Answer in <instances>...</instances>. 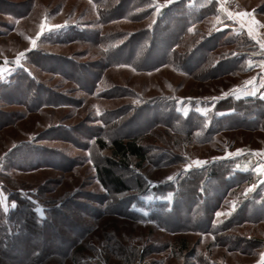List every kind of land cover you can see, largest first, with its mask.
<instances>
[{
  "label": "rangeland",
  "instance_id": "374dc122",
  "mask_svg": "<svg viewBox=\"0 0 264 264\" xmlns=\"http://www.w3.org/2000/svg\"><path fill=\"white\" fill-rule=\"evenodd\" d=\"M4 1L19 4L26 0H0ZM150 1L156 8L157 4H164V0ZM198 1L190 0L188 9L197 12L199 6L211 2L210 13L189 22L186 32L174 46V55L178 57L175 62L148 71L130 65L107 67L94 92L78 88L63 76L65 70L54 74L28 64L26 55L15 63L14 72L25 71L71 100L70 104L42 106L37 111H30L22 102L13 99L10 103L0 102L2 208L5 211L14 209V197H20L33 204L40 219L47 217L49 208L68 201L76 202L84 212L79 215L86 224L85 235L73 248L71 257L61 264H77L78 261L97 264H264V118L260 113L243 114L244 110L219 111L227 109L226 98H236L234 105L245 99L240 98L242 95L258 93L264 96V49L260 47L264 43V0ZM231 1L235 5H230ZM57 2L60 8L52 16L53 5ZM225 4L237 5L242 10L229 18ZM39 6L38 16L45 23L52 21L50 25H63L62 28L79 20L83 26L98 27L103 32L130 33L155 24L153 17H147L146 21L141 20L143 22L120 19L97 26L95 8L88 0H40ZM33 27V32H37L38 28ZM210 37L218 38V45L211 50V63L231 60L236 66L228 73L202 79L200 71L189 73L181 68L180 62L186 54L196 50L193 59L198 57L200 49L197 47ZM32 46V40L27 43L16 38L0 41V50L4 52L11 49L18 53ZM43 46L59 56L69 57L76 64H84L86 69L94 66L93 62L99 58L98 48L85 43ZM162 47L163 44L156 41L151 59L163 55ZM245 51L248 52L243 53ZM250 54L253 59L244 60L238 67L241 59ZM6 58L0 57V63L11 62ZM14 60L16 62L17 58ZM55 61L47 60L45 64L53 68L51 64ZM192 61L187 63L188 68ZM80 70L76 69L74 74L86 75ZM8 76L0 80L5 81ZM260 78L263 88L252 89L251 83ZM226 93L231 94L222 96ZM258 94L252 98L258 99ZM42 97L41 92H36L27 103ZM216 97L220 98L213 99ZM18 99L26 101L22 96ZM246 102L243 107L247 106ZM256 109L264 113V104ZM131 113L133 118L125 123ZM12 114L19 117L10 123ZM232 114L235 116L229 118ZM116 116L124 118V127L106 126L103 138L109 140L112 133L139 134V141L152 159V162L145 161L137 166L132 158L128 169L114 168L129 185L138 189L119 195L108 194L98 178L96 166L105 164L110 150L98 149L93 139L104 127L103 120ZM16 151L24 152L16 154ZM197 159L206 163L185 170L186 165ZM18 161L26 162L17 168ZM60 161L65 168L54 165ZM213 168H218L234 182L227 185L226 195L214 213V225L228 222L249 200V221L232 229L238 235L236 239L244 240L236 243L244 250L227 248L213 234L193 229L199 223L186 210L196 202V197L194 194L178 195L189 192L186 179H196L200 172L205 176L200 186L210 191L209 196L214 195L213 189L219 187V181L207 176ZM168 177L172 179L168 180ZM260 179L263 184L257 185L256 181ZM139 182L141 186L137 185ZM253 186V190L245 194V189ZM170 209L177 212L169 215ZM73 214L56 222L57 228L73 229L72 221L77 216Z\"/></svg>",
  "mask_w": 264,
  "mask_h": 264
},
{
  "label": "trees",
  "instance_id": "16d2710c",
  "mask_svg": "<svg viewBox=\"0 0 264 264\" xmlns=\"http://www.w3.org/2000/svg\"><path fill=\"white\" fill-rule=\"evenodd\" d=\"M91 1L97 7V18L94 21L97 26L106 25L120 19L141 21L149 17L154 11L150 0ZM195 2L199 1L195 0ZM189 3L190 0H177L165 6L155 16V24L152 27L142 28L130 33L124 31L109 33L101 31L98 27L84 26V28H78L72 25L62 32L48 37V42L60 44L79 42L97 47L99 50V58L93 62L94 66L91 65L95 70H90L89 68L91 67L86 69L84 64H76L67 56L50 54L41 49L31 51L26 55L28 64L54 74L63 73L61 70H65L67 72L63 76L74 82L78 88L86 92H94L97 81L103 70L107 67L130 65L137 70L148 71L158 66L171 63L178 59L177 55H174L175 52L173 49L186 32L189 22L194 19L199 20L212 7L211 2H209L208 5H203L201 8L199 6L196 12L188 9ZM30 10L31 0H26L19 4L6 1L0 2V11L15 17L26 15ZM217 40L218 38L210 37L201 41L199 44L200 48L197 47V49H200L198 57L193 59L194 53L197 50L186 54L184 56V58L186 57L185 59L181 58V68L192 74H198V71H200V77L202 79L212 78L217 75L220 76L233 71L236 65L231 60L211 63V50L218 45ZM156 41H160L163 44L162 48L164 53L158 58L151 59ZM191 59L193 60L192 66L188 68L187 63ZM47 60H56L51 64L53 68L47 67L45 64ZM56 68L60 70L58 71ZM76 69L85 71L86 75L83 76L82 73L75 75L74 72ZM70 72L73 74H70ZM36 92H41L43 97L38 101L27 103V100H30ZM18 96L24 97L26 101L18 99ZM12 99L15 102H22L30 111H37L42 106H59L71 103L70 98L66 95L55 92L54 89L44 85L41 81L35 80L34 77L29 76L25 71L14 72L5 81L0 80V102L10 103ZM246 101L250 103L247 104ZM244 102H246V107L242 106ZM235 103L234 105H230L226 102L225 108L231 109L234 112L236 110V112H239L238 110H244L242 112L243 114L258 115L260 113V117L264 118L263 110L256 109L261 104H264L259 98L254 99L249 97ZM12 116V119L8 120L10 123H13L19 117L18 114H12ZM133 116L132 113L128 114L125 123H129ZM233 116L235 114L228 117L232 118ZM103 121L105 124L104 127L99 133L97 132L94 135L93 139L98 149H109L110 156L104 159V165L96 166L98 178L108 194L119 195L133 190L138 191V189L129 185L121 174L116 173L114 168L128 169L131 165L132 158L136 160L135 165L137 166L145 161L152 162L150 152L139 141L141 138L139 134L129 133L116 135L112 133L113 135L110 134L109 140L103 138V130H105L104 128L106 126L113 127V125H118L117 127L119 128L124 127L123 117L116 116L112 119L106 118ZM18 151H16V154L24 152ZM14 158V161L17 163L16 156ZM25 162L20 161L17 168H20ZM54 165L65 168V164L61 161L60 164L54 163ZM198 174L196 179L193 177L186 179L189 192L178 194L180 197H184L187 194H190V196L194 194L196 197V202L186 210V213L191 215L192 218L194 217V220L199 223L197 224V228L195 226L193 229H198L201 233H211L215 238H218V242L221 245L238 250L241 247L236 243L240 239H236L238 235L232 229L243 221H249L250 218H247V212L250 210L247 204L249 200L245 201L246 203L238 209L236 215H232L228 222H224L221 225H214L212 223L214 213L219 208L222 198L226 195L227 185L233 184L234 182L229 177L226 178L227 176L221 171H218V168H213L207 176L210 178L213 177L214 181L218 180L219 187L215 190L213 189L214 195L209 196L208 193L210 191H205V188L200 186L204 182L205 176L201 172ZM137 185L141 186V183L139 182ZM205 185L206 183L203 186ZM106 198L107 196H104V199ZM14 201L16 202L15 208L8 211H5L0 204V264H61L64 260H68L73 254V248L83 238L87 229L83 217L79 215L84 213L79 208V205L72 201H68L67 203L62 202L59 207L54 206L49 208L47 217L40 219L31 202L20 197H14ZM170 210V212H167L169 215L177 212L176 209ZM122 213L124 212L122 211ZM68 214L77 215L76 219L71 220L73 222V229L67 228L66 230H59L55 225L56 222L60 223L61 219L63 217L67 218ZM241 241L244 240L241 239ZM241 250L244 249L241 248ZM77 264L97 263L78 261Z\"/></svg>",
  "mask_w": 264,
  "mask_h": 264
},
{
  "label": "crops",
  "instance_id": "0c3cea01",
  "mask_svg": "<svg viewBox=\"0 0 264 264\" xmlns=\"http://www.w3.org/2000/svg\"><path fill=\"white\" fill-rule=\"evenodd\" d=\"M39 1L40 0H31V10L28 14L26 15H22L20 17H15L11 14H8V13H4L2 11H0V15H1V19H0V39H7V41H10L11 39H17L20 40L21 42H29V37L32 38V40H36V44L35 46L31 47V50L34 51V50H37V49H41L43 51H46L50 54H54V55H57L56 53L54 52H50L48 51L45 46L43 45H61L60 43H54V42H48V37L50 35H54V34H58L60 32H62L63 29L69 27V26H77L78 28H84L83 26V23L82 21H79V20H76V21H72V22H69L65 28H62L60 27L59 29H53L52 31H47L45 30L41 36L39 37V39H36V34H33V33H38L41 31V24H45V25H50L52 24L53 22L52 21H46L47 23H45L43 21V18L39 17L38 15L40 14L38 11L40 10V6H39ZM92 5L93 7L95 8V17H97V7L96 5L91 1V0H88ZM177 0H174V2H176ZM7 2V1H6ZM9 3H13V2H9ZM151 5H155L152 4ZM170 5V4H169ZM168 6V5H167ZM44 7V6H43ZM154 7V13H152L148 18L150 17H153L155 19V15L157 14L156 11H157V8L156 6H153ZM60 8L59 7V2H57L56 4L53 5V8H52V12L54 11L53 15L54 16L55 14V10ZM162 8V7H161ZM160 8V9H161ZM34 16H37V18H35ZM53 18V17H52ZM131 21V20H129ZM143 21H146L143 20ZM143 21H131V22H143ZM2 26V27H1ZM33 26L37 27V32L35 30V32H33ZM6 37V38H5ZM3 39V40H4ZM3 40H0V41H3ZM47 41V42H46ZM46 43V44H45ZM218 51V50H217ZM22 52H25V51H19L18 53L14 52V51H11V49H9L8 52H4L2 49L0 50V57H7L6 59H11V62L7 63V62H3V63H0V71H2V74H0V79L2 77H6L7 75H10L14 72V68H16V62L14 59H16L18 57V54L19 53H22ZM29 51L25 52V55H27ZM248 51H245L243 53H246ZM24 55V56H25ZM245 55L243 54V57ZM247 57V55H246ZM245 57V59H241L240 61V65H238V67H240L242 64L241 62H243L244 60H251L253 59V54H250L248 55V59ZM2 59V58H1ZM238 71V69L236 70V72ZM235 73V71H234ZM252 80H249L248 82H250ZM254 83V84H253ZM261 83L263 84V81H262V78L259 79L258 82H252L251 83V87L252 89H257V90H260V88L262 89L263 88V85H261ZM253 84V85H252ZM258 94V93H257ZM256 93L255 94H248V95H242L240 96V98H249V97H254V95H257ZM261 94H258V97L257 98H261L260 96ZM259 98V99H260ZM236 98H226L225 101L228 102V104H233V102L235 101ZM264 101V100H262ZM228 110H231V109H220L219 111H228ZM263 179V178H262ZM260 179L258 181H256V184L258 185L259 183H261L263 180ZM263 184V182H262Z\"/></svg>",
  "mask_w": 264,
  "mask_h": 264
},
{
  "label": "snow or ice",
  "instance_id": "6c2138e0",
  "mask_svg": "<svg viewBox=\"0 0 264 264\" xmlns=\"http://www.w3.org/2000/svg\"><path fill=\"white\" fill-rule=\"evenodd\" d=\"M172 3H174V0H164V4H163V5L157 4V12L160 11V8H161V7H165V6H167V5H169V4H172ZM245 15H250V13H245ZM229 18H234V17H233L231 14H229ZM60 27H63V25H47V26H46L45 24L42 23V24H41V31L38 32V33L36 34V39H39V37L41 36V34H42L45 30H47V31H52L53 29H59ZM189 31H192V29H189ZM248 31H249V35L252 36V35H253L252 30L249 29ZM253 38L255 39L254 36H253ZM29 39L32 40V38H30V37H29ZM35 44H36V40H32V45H33V47L35 46ZM260 47H261L262 49H264V43H261V44H260ZM30 50H31V49H27V50H25V52L30 51ZM25 52H22V53H19V54H18V57H17L16 63H19L20 59H21L22 57H24ZM234 55H235V53H234ZM262 66H264V64H262ZM0 74H2V71H0ZM228 94H231V93L222 94V96H223V95H228ZM219 98H220V97H216V98H213V99H219ZM261 98H264V96H262ZM13 148H15V145H13ZM10 151H11V149H10ZM239 151H240V150H237V152H239ZM229 155H231V154H229ZM204 163H206V162L197 159V160L193 161L192 164L186 165V166H185V170H188V169L191 168L193 165L200 166V165H203ZM262 171H264V169H262ZM167 179H168V180H171L172 177H168ZM253 188H254V186L245 189V194H247L248 192L252 191ZM14 206H15V204L13 203V207H14ZM233 206L235 207V202H234ZM217 215H220V213H217Z\"/></svg>",
  "mask_w": 264,
  "mask_h": 264
},
{
  "label": "built area",
  "instance_id": "2783aa9c",
  "mask_svg": "<svg viewBox=\"0 0 264 264\" xmlns=\"http://www.w3.org/2000/svg\"><path fill=\"white\" fill-rule=\"evenodd\" d=\"M230 5H235V2L231 1ZM230 5L225 4V8L229 14H232L235 16L238 11L242 10L239 6L237 7V5L235 7H232Z\"/></svg>",
  "mask_w": 264,
  "mask_h": 264
}]
</instances>
